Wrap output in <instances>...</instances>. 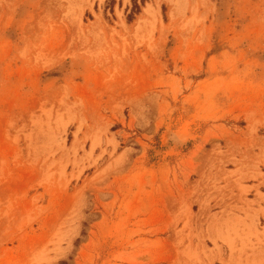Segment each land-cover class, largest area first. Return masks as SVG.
<instances>
[{
  "label": "rangeland",
  "instance_id": "obj_1",
  "mask_svg": "<svg viewBox=\"0 0 264 264\" xmlns=\"http://www.w3.org/2000/svg\"><path fill=\"white\" fill-rule=\"evenodd\" d=\"M0 264H264V0H0Z\"/></svg>",
  "mask_w": 264,
  "mask_h": 264
},
{
  "label": "bare ground",
  "instance_id": "obj_2",
  "mask_svg": "<svg viewBox=\"0 0 264 264\" xmlns=\"http://www.w3.org/2000/svg\"><path fill=\"white\" fill-rule=\"evenodd\" d=\"M168 136H170V137H173V139L175 140L174 142L175 143H177V144H179V145H182L183 143H185V140H184V138L182 137V135L181 134H179L178 132H170L169 134H168ZM169 137V138H170ZM172 140V139H171ZM184 141V142H183Z\"/></svg>",
  "mask_w": 264,
  "mask_h": 264
}]
</instances>
